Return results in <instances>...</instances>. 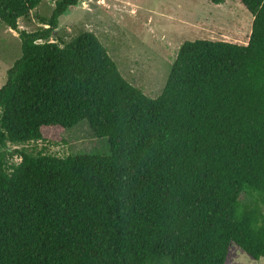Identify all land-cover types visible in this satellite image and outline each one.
<instances>
[{"label": "trees", "instance_id": "trees-1", "mask_svg": "<svg viewBox=\"0 0 264 264\" xmlns=\"http://www.w3.org/2000/svg\"><path fill=\"white\" fill-rule=\"evenodd\" d=\"M43 1L0 0L21 40L0 86V264H227L233 244L263 258L264 0H240L247 44L185 41L156 97L93 32L54 38L79 0L20 31ZM84 120L109 154L10 146Z\"/></svg>", "mask_w": 264, "mask_h": 264}, {"label": "rangeland", "instance_id": "rangeland-1", "mask_svg": "<svg viewBox=\"0 0 264 264\" xmlns=\"http://www.w3.org/2000/svg\"><path fill=\"white\" fill-rule=\"evenodd\" d=\"M54 7V0H44L27 17L19 19V30L33 32L46 27L42 19L49 18ZM252 21V14L240 0H225L222 4L209 0H79L59 17L54 38L69 42L82 31L93 32L122 76L145 94L156 97L185 41L204 38L247 44ZM20 54V32L0 21V86ZM43 136L38 142L10 146L58 156L110 153L107 138L96 137L86 120L64 130L44 128ZM248 192L258 195L246 190L240 195L242 203L254 200ZM227 264H264V257L255 260L233 244Z\"/></svg>", "mask_w": 264, "mask_h": 264}, {"label": "crops", "instance_id": "crops-1", "mask_svg": "<svg viewBox=\"0 0 264 264\" xmlns=\"http://www.w3.org/2000/svg\"><path fill=\"white\" fill-rule=\"evenodd\" d=\"M253 17V16H252Z\"/></svg>", "mask_w": 264, "mask_h": 264}]
</instances>
